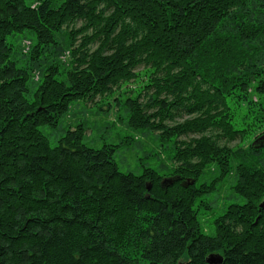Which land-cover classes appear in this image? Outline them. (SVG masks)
<instances>
[{
    "label": "trees",
    "instance_id": "1",
    "mask_svg": "<svg viewBox=\"0 0 264 264\" xmlns=\"http://www.w3.org/2000/svg\"><path fill=\"white\" fill-rule=\"evenodd\" d=\"M136 80L129 126L174 140L169 167L124 173L83 124L56 146L40 129ZM232 172L245 203L208 234ZM263 202L264 0H0V264H264Z\"/></svg>",
    "mask_w": 264,
    "mask_h": 264
},
{
    "label": "rangeland",
    "instance_id": "2",
    "mask_svg": "<svg viewBox=\"0 0 264 264\" xmlns=\"http://www.w3.org/2000/svg\"><path fill=\"white\" fill-rule=\"evenodd\" d=\"M62 1V0H60ZM81 22L77 23V27ZM21 38L14 40V48H18ZM29 42H25L27 45ZM16 52V50H15ZM141 70V69H139ZM63 73L57 75L61 78ZM144 82L139 80L130 82L120 91L109 96L97 97L94 101H74L67 114L63 115L56 126L43 125L40 129L48 136L52 146L58 144L59 139L70 129L83 124L86 128L84 143L93 148L110 146L114 149V159L119 169L124 173L142 174L144 167L158 168L160 165H172L170 155L174 140L160 143L154 140V135L147 130H135L129 126L128 111L124 102L128 97L136 96ZM133 89V90H131ZM188 116L177 118L176 122L184 121ZM169 124H173L169 122ZM196 135L184 136L180 139L188 140ZM254 137L246 141L235 140L228 143L230 147L247 145ZM217 173L212 170L207 173L201 182L211 181ZM236 183L235 172L230 173L218 185V190L204 197L209 208L202 206L199 210L203 228L208 234H214V219L220 216L231 204H243L245 198L235 193L233 187Z\"/></svg>",
    "mask_w": 264,
    "mask_h": 264
},
{
    "label": "water",
    "instance_id": "3",
    "mask_svg": "<svg viewBox=\"0 0 264 264\" xmlns=\"http://www.w3.org/2000/svg\"><path fill=\"white\" fill-rule=\"evenodd\" d=\"M164 184L167 183H172V180L169 178L164 179L163 181ZM151 188V185L148 186V189ZM264 207V202L261 204V208ZM257 222V221H256ZM207 263L209 264H222L224 261V258L222 255L220 254H210L207 259H206Z\"/></svg>",
    "mask_w": 264,
    "mask_h": 264
}]
</instances>
